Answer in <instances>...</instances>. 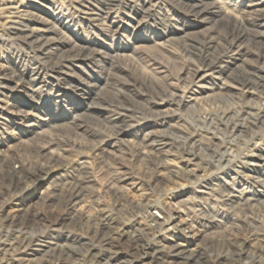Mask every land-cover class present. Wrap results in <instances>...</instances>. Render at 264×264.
Masks as SVG:
<instances>
[{
	"label": "bare ground",
	"instance_id": "obj_1",
	"mask_svg": "<svg viewBox=\"0 0 264 264\" xmlns=\"http://www.w3.org/2000/svg\"><path fill=\"white\" fill-rule=\"evenodd\" d=\"M157 2L159 1L0 0V40L7 36L33 46L38 54L52 60L51 68L56 76L65 79L64 75L82 67L86 62H100L101 58L112 61L127 56L123 49L115 47L112 43L103 47L99 41L89 43L80 40L77 33L70 32L71 23L85 22L92 29L117 32L123 28L117 21V16L123 14L136 23L170 22L174 17L163 11ZM176 2L186 5L201 24H210V27L216 26L223 30L224 39L217 41L213 35L192 39L190 33L183 30L182 37L187 39L186 45L194 55V61L179 75V81L168 80L164 89L165 95L169 100H174L191 110L201 106V103L215 92L232 91L233 94L229 98H223L222 106L213 102L216 108L211 112L225 123V126H229L231 136L234 133L235 137L248 133L251 136L255 131L252 128H248L250 131L243 129L245 126L240 120L250 117L254 127H264V0L243 1L247 7L244 10L255 19L250 28L242 15L231 8V2ZM58 4H61L65 11L60 9ZM247 29L253 33L249 34ZM251 54H254V59ZM105 66L99 80L88 83L87 86L75 85L83 91L85 108L125 106L123 91L117 93L115 99L110 102L100 97L101 91L117 83L112 71H121L115 65ZM149 76L154 78L153 75ZM23 78L22 73L8 71L0 64L1 119L30 114L23 109L10 112L6 99V92H12ZM234 94H247L249 97L238 98ZM150 95L158 104L157 115L169 112L162 92H157L154 88ZM35 121L29 123L27 129L32 135L40 136L43 130L37 127ZM77 125L82 126L81 123ZM249 139L250 146L241 152L238 161L227 157V153H221L217 161L218 164L224 163L226 172H222L221 178H216L215 182L209 179L203 169L193 166L192 161L196 157L193 152H189V158L184 159L185 164L179 166L169 157L167 151L153 153L142 150L143 156L153 159L157 174L168 178L174 184L172 198L175 203L170 204L159 199L145 204L138 203V216L143 214L144 219H127L119 223L102 211L99 215L96 213L93 229L90 230L91 244L88 248L78 249V252L74 251L76 247L70 242L82 243L89 241L88 237L86 240V237L71 235L68 231L58 234L45 233V230L34 231L15 216L7 217L0 222V264H151L156 261L163 264H264V229H258L251 224L248 230L246 229L250 234L240 236L244 227L240 224L239 210L245 206L264 205V142L254 141L253 137ZM160 142L164 144V141ZM51 152L52 155L54 152L59 156V152ZM87 162L84 157L77 158L73 168H84ZM47 166L40 163L27 168L14 161L7 173L14 181L10 188L14 191L20 190L26 183L45 177L50 170L66 168L55 162ZM179 178L184 181H179ZM243 182H250L255 187L248 188ZM125 185L133 186L129 183ZM125 185L118 189L126 188ZM219 185L223 187V191ZM193 187L194 190L190 191ZM83 189L84 186L72 185L71 192H68L71 206L83 200ZM41 195H46L45 191H41L39 197ZM152 206L159 210L157 216L149 212ZM226 222L229 225H224ZM206 228H209L210 244H220L226 248L208 251L206 246H202L201 234ZM124 245L129 247V252L123 254L122 250L116 248ZM70 250L73 252L70 253ZM127 253L131 258L125 256Z\"/></svg>",
	"mask_w": 264,
	"mask_h": 264
},
{
	"label": "rangeland",
	"instance_id": "obj_2",
	"mask_svg": "<svg viewBox=\"0 0 264 264\" xmlns=\"http://www.w3.org/2000/svg\"><path fill=\"white\" fill-rule=\"evenodd\" d=\"M156 1L160 2L157 4L163 11L174 17L170 22L136 23L123 14L117 16V21L123 26L117 32L92 29L85 22L71 23L70 32L77 33L80 40L89 43L99 41L103 47L112 43L123 49L127 56L112 61L101 58L100 62H86L69 72L68 76L64 75L65 79L56 76L51 68L52 60L38 54L33 46L7 36L0 40V64L8 71L20 72L24 76L12 92H6L8 109L10 112L23 109L30 113L16 118H0V222L15 216L34 231L56 234L68 231L71 235H82L89 241L70 244L76 247L74 251L88 248L96 213L99 215L102 211L119 223L127 219H144L143 214L138 216V203H150L154 199L175 203L172 198L174 184L157 174L153 159L143 156L142 150L153 153L167 151L179 166H183L184 159L189 158L188 153L193 152L196 155L193 166L203 169L215 182L216 178H221L222 172H226L224 163L218 164L217 161L221 153H227V157L238 161L241 152L250 146L249 138L264 142V127H254L250 117L240 122L245 126L243 129L252 128L255 132L251 136L248 133L235 137V133L231 136L229 126L211 112L216 108L214 103L222 106L223 98H229L232 91L215 92L201 106L191 110L167 98L164 92L167 82L179 81V75L194 61L182 31H188L192 39L213 35L217 41L224 39V31L216 26L210 27V24H201L189 8L177 0H152ZM223 1L231 2V8L242 15L249 28L254 24L255 19L244 10L247 8L244 0ZM58 7L64 8L61 4ZM247 32L253 33L248 29ZM166 38L169 39L163 41ZM158 42L166 44L159 45ZM253 56L251 54V58ZM110 65L121 71H112L117 83L101 91L100 97L110 102L123 91L125 106L85 108L83 91L75 85L87 86L99 80L103 66ZM147 73L154 78L151 79ZM154 88L162 92L168 106L169 112L165 115L156 114L159 107L150 95ZM234 96L249 97L247 94ZM33 121L43 130L40 136L32 135L27 129ZM79 123L81 127L77 125ZM51 151L59 152V156L54 152L52 155ZM82 157L88 161L86 167L74 169V162ZM14 161L27 168L40 163L49 167L53 162L66 168L50 170L45 177L14 191L10 188L14 181L7 174ZM179 181L184 179L179 178ZM127 183L133 186L125 185ZM243 183L248 188L255 187L250 182ZM73 184L84 186L82 194L85 196L75 206L68 201ZM124 185L126 188L118 189ZM219 188L223 191V187L219 185ZM193 190L194 187L190 189ZM41 191L46 195L39 197ZM149 210L153 215L159 214L153 206ZM238 213L244 227L241 237L250 234L247 230L251 224L264 229V205L245 206ZM201 235L200 244L208 251L226 248L210 244L209 228ZM116 249L124 254L129 247L124 245ZM125 256L131 258L129 253ZM151 264L163 263L156 261Z\"/></svg>",
	"mask_w": 264,
	"mask_h": 264
}]
</instances>
